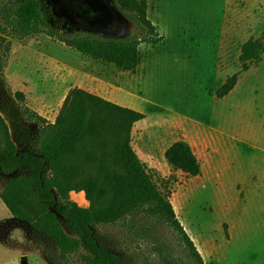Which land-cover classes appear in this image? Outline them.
<instances>
[{"label": "rangeland", "instance_id": "374dc122", "mask_svg": "<svg viewBox=\"0 0 264 264\" xmlns=\"http://www.w3.org/2000/svg\"><path fill=\"white\" fill-rule=\"evenodd\" d=\"M112 1L47 0L61 31L141 35ZM148 16L163 39L140 45L135 70L91 59L45 34L9 37L0 113L11 135L27 136L29 146L37 128L24 109L54 122L75 87L145 113L132 128L131 143L168 193L205 264H264V50L228 95L216 96L240 70L242 44L251 37L264 43V0H148ZM180 140L194 149L198 176L166 160V149ZM4 143L0 132V149ZM8 177L0 173V189ZM70 197L90 204L83 191ZM96 232L124 264H197L179 234L149 216L99 225ZM86 252L60 259L54 244L15 219L0 198V264H85Z\"/></svg>", "mask_w": 264, "mask_h": 264}, {"label": "trees", "instance_id": "16d2710c", "mask_svg": "<svg viewBox=\"0 0 264 264\" xmlns=\"http://www.w3.org/2000/svg\"><path fill=\"white\" fill-rule=\"evenodd\" d=\"M112 2L126 20L141 27V35L99 36L62 29L67 33L63 34L47 0H0V73L9 37L41 34L91 59L135 70L141 59L140 45L156 46L163 36L148 16V0ZM263 50L261 38L251 37L242 44L241 68L216 90L218 98L233 90L239 74L255 65ZM15 95L25 100L23 92ZM23 113L37 128L30 146L27 136L11 135L8 120L0 113V132L5 140L0 149V173L9 176L0 198L15 219L54 244L60 259L85 248V264H124L119 254L100 240L96 228L141 215L176 231L197 264H205L177 218L168 193L158 187L131 143L132 128L145 113L80 87L69 91L54 122L29 108ZM165 158L189 176L201 172V163L186 141L170 145ZM72 191H83L89 206L72 200Z\"/></svg>", "mask_w": 264, "mask_h": 264}]
</instances>
